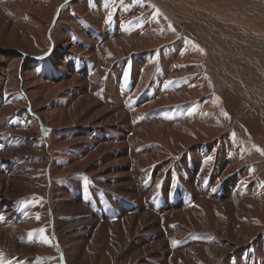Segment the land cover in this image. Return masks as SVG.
<instances>
[{
	"label": "bare ground",
	"instance_id": "obj_1",
	"mask_svg": "<svg viewBox=\"0 0 264 264\" xmlns=\"http://www.w3.org/2000/svg\"><path fill=\"white\" fill-rule=\"evenodd\" d=\"M107 1L0 0V264H264V0Z\"/></svg>",
	"mask_w": 264,
	"mask_h": 264
},
{
	"label": "rangeland",
	"instance_id": "obj_2",
	"mask_svg": "<svg viewBox=\"0 0 264 264\" xmlns=\"http://www.w3.org/2000/svg\"><path fill=\"white\" fill-rule=\"evenodd\" d=\"M64 1V0H63ZM69 1V0H68ZM74 0H72V2H73ZM86 2H87V0H85ZM107 1V0H106ZM120 1H122L121 3L124 5V7L127 9V10H133V9H136L135 8V6H136V4L134 3L135 2V0H120ZM133 3H132V2ZM141 2H145V0H140ZM149 1V4L151 5V6H153L154 7V9L155 8H161V9H163V10H168V9H166V8H163V7H159L158 5H157V3H155V2H153L152 0H148ZM156 2H157V0H155ZM107 2H111V0H108ZM102 3V2H101ZM100 5V4H99ZM66 6H64L63 8H65ZM225 8H227V7H225ZM138 9H140V8H138ZM229 9V8H228ZM63 10V9H62ZM118 10V14L119 15H121V16H123L121 13V10H119V9H117ZM61 12H63V11H61ZM168 12V11H167ZM170 13V12H169ZM142 15V16H141ZM172 16V15H171ZM138 19H139V25H137V27L135 28V29H138V30H143L142 28H147V27H149V26H155V29H156V31H159L160 29H159V26H158V24L155 22V20H153L152 22L153 23H151L150 24V19L148 18V16H146V15H144V14H140L139 16H136ZM141 17L142 18H144V19H146L145 21L143 20V19H141ZM142 21H143V23H142ZM212 21V20H211ZM145 22H146V24H145ZM115 23V22H114ZM213 23V22H212ZM140 24H142V25H140ZM163 24V23H162ZM180 24H182V23H180ZM157 25V26H156ZM214 25V28H215V32L217 33L218 31H219V27L217 26V25H215V24H213ZM138 26H140V27H138ZM147 26V27H146ZM142 27V28H141ZM144 29V30H145ZM162 29H164V31H166L167 29H166V27H164L163 25H162V27H161V30ZM160 30V31H161ZM223 30H225V29H223ZM175 32H176V34H173L172 35V37H175V38H179V39H181V49L182 50H184V49H188L187 48V46L190 44V46L191 45H193V43L192 42H194V39H192V37H197L201 42H202V50H203V54L205 55V56H207L208 57V54L210 53V51H211V48H209L210 47V44H206V42L205 41H207V38H206V36H204V35H200V33L198 32V33H196V36H195V34L194 33H191V31L190 32H187V31H183L182 30V32H181V30H178V29H175L174 30ZM165 34V33H164ZM182 34V35H181ZM166 35V34H165ZM198 35V36H197ZM200 36V37H199ZM213 37V36H212ZM182 38H184L183 40H182ZM190 39V40H189ZM204 41H202V40ZM186 40V41H185ZM185 43H184V42ZM187 43V44H186ZM246 43V44H245ZM232 44V45H231ZM245 44V45H244ZM174 46L173 44H168L167 46ZM207 45V46H206ZM234 44L233 43H231V42H227L226 43V49L224 50V52H225V54H227V53H229V52H231V51H228V50H230V49H235V48H237L235 45V47L233 46ZM212 46H213V49L214 50H216V51H213L212 53H211V58L212 59H214V60H216L218 63H220V65H221V69H222V71L221 72H223V75H224V69H225V71L227 72V74H229V69H230V67H229V63L226 61V59H224V58H216V55H217V50L219 49V46H217V45H214V44H212ZM233 46V47H232ZM238 49H237V51H242L244 48L245 49H249V47L248 46H250V47H252L253 49H259V50H261L262 48H261V43L260 42H258V41H255V40H248V41H246L245 40V42H241L240 41V44H238ZM246 46V47H245ZM160 47H162V48H160ZM159 48H160V51L161 50H163V49H165L166 48V46L165 45H163V46H160ZM244 47V48H243ZM241 48V49H240ZM236 50V49H235ZM168 55H170L171 56V53H168L167 54V56ZM210 61V60H209ZM223 62V63H222ZM234 62H236V61H234ZM225 64V65H224ZM259 70V68H257V71ZM217 75H218V73H217ZM226 79H228V77L225 75V78H224V80H226ZM207 80V79H206ZM232 80V81H231ZM231 85H232V87H233V85H234V82H233V78H231ZM207 81H210V80H207ZM226 83L228 84V81L226 80ZM237 84V83H236ZM261 84L264 86V78H261ZM261 84H260V94H264V89H263V86H261ZM234 88H238V89H241V87H240V85H235L234 86ZM250 89H252V88H249V91H250ZM212 95L210 96V100H211V106L212 107H214V99H215V97H214V93L212 92L211 93ZM255 97H256V94H253ZM259 100L260 101H262V100H264V98H260L259 97ZM3 107V106H2ZM252 107L253 106H249V109L250 110H252ZM1 110V109H0ZM249 110V111H250ZM2 114H0V135H2V136H0V140L4 143H7V141H8V139H7V137H6V135H5V132H6V130H7V128H9L10 126H12L13 125V123L8 119V123L10 122V124L8 125V123H7V120H5V118L3 117V115L1 116ZM6 122H5V121ZM5 122V123H4ZM2 123V124H1ZM3 124H4V126H3ZM6 124V125H5ZM3 127H2V126ZM7 128H6V127ZM2 128H4V129H2ZM5 131V132H4ZM2 132V133H1ZM3 135L5 136V139H4V137H3ZM261 135H263L261 138H263L264 139V133L263 132H261ZM258 140V141H261V143H264V140ZM257 140V139H256ZM249 148H250V145H249ZM260 155V156H259ZM262 157H264V148H263V153L262 152H260V153H257V158H258V160H261L262 159ZM263 160V162H264V159H262ZM264 164V163H263ZM264 179V178H263ZM232 225V224H231ZM192 234V233H191ZM191 234H188L189 235V237L191 236ZM261 234V235H260ZM257 237H255L254 238V240L252 241V242H250V241H248L247 242V248L249 249V248H251L252 247V245H255L256 247H257V245L258 244H260V245H258V247H259V250H260V253L262 254V255H264V236H263V234H264V227H263V229H262V231H261V233H260ZM188 235L187 236H185V238H189L188 237ZM192 235H194V233L192 234ZM208 234H206V233H204V234H197V235H194L197 239H203L204 237L205 238H209V236L210 235H208ZM184 239V238H183ZM180 241V240H179ZM259 241V242H258ZM250 243V244H249ZM258 243V244H257ZM169 244H170V242H169ZM234 245V244H233ZM171 247V246H170ZM263 247V248H262ZM251 249H249V251H250ZM241 251H243V250H236V252H241ZM253 251L251 250L250 251V254L252 253ZM232 253H235V251H233ZM252 254H254V252L252 253ZM231 255H233V254H231ZM225 258V257H224ZM217 264H218V262H217Z\"/></svg>",
	"mask_w": 264,
	"mask_h": 264
},
{
	"label": "snow or ice",
	"instance_id": "obj_3",
	"mask_svg": "<svg viewBox=\"0 0 264 264\" xmlns=\"http://www.w3.org/2000/svg\"><path fill=\"white\" fill-rule=\"evenodd\" d=\"M109 19H111V18L109 17ZM0 219H2V218H0ZM173 243H175V241H173Z\"/></svg>",
	"mask_w": 264,
	"mask_h": 264
}]
</instances>
